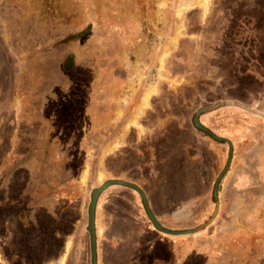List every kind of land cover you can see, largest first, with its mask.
Returning a JSON list of instances; mask_svg holds the SVG:
<instances>
[{"label":"rangeland","instance_id":"374dc122","mask_svg":"<svg viewBox=\"0 0 264 264\" xmlns=\"http://www.w3.org/2000/svg\"><path fill=\"white\" fill-rule=\"evenodd\" d=\"M0 264H264V0H0Z\"/></svg>","mask_w":264,"mask_h":264},{"label":"water","instance_id":"95a60500","mask_svg":"<svg viewBox=\"0 0 264 264\" xmlns=\"http://www.w3.org/2000/svg\"><path fill=\"white\" fill-rule=\"evenodd\" d=\"M92 210H91V212H90V221H92Z\"/></svg>","mask_w":264,"mask_h":264},{"label":"crops","instance_id":"0c3cea01","mask_svg":"<svg viewBox=\"0 0 264 264\" xmlns=\"http://www.w3.org/2000/svg\"><path fill=\"white\" fill-rule=\"evenodd\" d=\"M141 110H142V107H140V110H139V111L141 112ZM140 112H139V113H140Z\"/></svg>","mask_w":264,"mask_h":264}]
</instances>
